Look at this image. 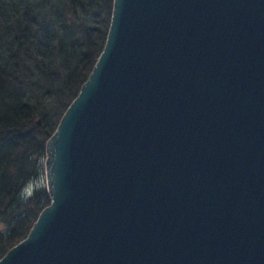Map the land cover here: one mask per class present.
Here are the masks:
<instances>
[{
    "label": "water",
    "instance_id": "95a60500",
    "mask_svg": "<svg viewBox=\"0 0 264 264\" xmlns=\"http://www.w3.org/2000/svg\"><path fill=\"white\" fill-rule=\"evenodd\" d=\"M44 173L0 264H264V0H113Z\"/></svg>",
    "mask_w": 264,
    "mask_h": 264
},
{
    "label": "trees",
    "instance_id": "16d2710c",
    "mask_svg": "<svg viewBox=\"0 0 264 264\" xmlns=\"http://www.w3.org/2000/svg\"><path fill=\"white\" fill-rule=\"evenodd\" d=\"M113 0H0V257L49 203L24 190L105 42Z\"/></svg>",
    "mask_w": 264,
    "mask_h": 264
},
{
    "label": "rangeland",
    "instance_id": "374dc122",
    "mask_svg": "<svg viewBox=\"0 0 264 264\" xmlns=\"http://www.w3.org/2000/svg\"><path fill=\"white\" fill-rule=\"evenodd\" d=\"M44 160H45V155H44V158L41 160L42 173L37 180L32 181L25 188V190H24L25 196L30 195L33 192V190L38 188V187H43L46 190V180H45V173H44ZM46 194H47V190H46ZM47 196H48V194H47Z\"/></svg>",
    "mask_w": 264,
    "mask_h": 264
}]
</instances>
